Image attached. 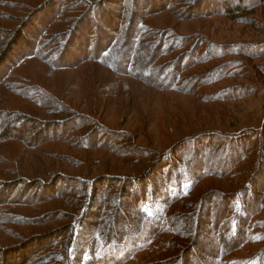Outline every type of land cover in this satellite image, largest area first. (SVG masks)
<instances>
[{"label": "rangeland", "instance_id": "1", "mask_svg": "<svg viewBox=\"0 0 264 264\" xmlns=\"http://www.w3.org/2000/svg\"><path fill=\"white\" fill-rule=\"evenodd\" d=\"M0 30V264H264V0H0Z\"/></svg>", "mask_w": 264, "mask_h": 264}, {"label": "trees", "instance_id": "2", "mask_svg": "<svg viewBox=\"0 0 264 264\" xmlns=\"http://www.w3.org/2000/svg\"><path fill=\"white\" fill-rule=\"evenodd\" d=\"M0 32H1V30H0ZM2 34H6L7 32H5L4 30H3V32H1ZM60 34V33H59ZM116 41L117 40H114V42L113 43H111L110 42V44H108L107 45V47H106V50H104L102 53H101V57H107L109 54H112L113 55V53L115 54L116 53V56L117 55H119V53H122V48L120 47V45L118 44V42H117V44L114 46V49H113V45L116 43ZM113 49V51H111ZM94 51V50H93ZM92 51V52H93ZM124 52V51H123ZM91 53V52H90ZM89 53V54H90ZM88 55V54H87ZM87 59V58H86ZM89 60V59H88ZM120 62H122V61H120ZM109 66L110 67H112L113 66V64H110L109 63ZM167 77L169 78V79H172V76H169V75H167ZM177 79H178V77H177ZM168 89H170V88H168ZM172 89H174V87H172ZM221 137H223V138H225V139H223L224 141H226L227 143H229L230 142V140H227V139H230L229 137H227L226 135H220ZM196 154H197V152H196ZM196 154H195V156H196ZM167 154H164V155H162V156H166ZM240 157V156H239ZM180 163H183V164H185V168H184V170L186 171V173H190V172H192L193 170H188V169H190L191 168V165H190V163H189V160L187 161V158H183V159H181V161H179ZM211 162V161H210ZM210 162L208 161V159L207 158H204L203 159V164H206L207 165V163H209L210 164ZM234 162H235V160H234ZM196 163V165H198L199 167H200V164H201V162H195ZM194 163V164H195ZM166 165H168L167 166V168H168V173H170V178L171 177H173V176H175V174H176V168H173V166H171V164H166ZM187 165V166H186ZM198 166L196 167L195 166V168H194V165H193V169H194V171H198L200 168H198ZM181 168V167H180ZM253 168H254V165H253ZM163 170H165L166 169V166L165 167H163L162 168ZM252 169V168H251ZM191 174H193V173H191ZM252 175V174H251ZM250 175V176H251ZM253 177V176H252ZM175 178V177H174ZM145 185L143 184H140V188H139V190H140V192H141V190L142 191H145L146 192V187L145 188H142V187H144ZM192 187V186H191ZM190 187V188H191ZM190 188L189 189H187V190H183V192H182V194L184 195V194H186V193H188L189 192V190H190ZM240 195V200L241 201H243L244 203H246V204H248V205H252L253 204V202H252V197H251V195L250 196H244V195H242V194H239ZM238 195V196H239ZM147 197V196H146ZM143 201H145V200H143ZM175 201H176V199H175ZM104 213H105V215H107L108 214V210H106L105 209V211H104ZM175 214V213H174ZM178 214V213H177ZM234 215V214H233ZM228 216L227 218H228V220L230 221V223L231 222H233V217L234 216ZM235 224L236 223H233V225L235 226ZM244 224V222L242 223H240V225H239V227H238V229H239V231H240V234L241 235H245L244 234V232H243V227H242V225ZM164 229V228H163ZM162 229V230H163ZM161 230V231H162ZM243 232V233H242ZM254 239V238H253ZM70 240H71V238H70ZM251 241H254V240H252V238H251ZM67 242L68 241H66L65 242V244H64V247H65V249H64V251L62 252V254H63V256L64 257H67V250H66V246H67ZM263 252V255H262V259H263V261H264V251H262Z\"/></svg>", "mask_w": 264, "mask_h": 264}]
</instances>
